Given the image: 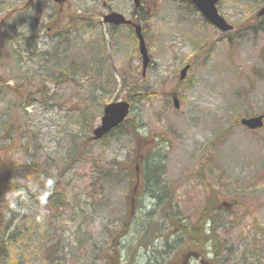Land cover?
Returning <instances> with one entry per match:
<instances>
[{"label":"rangeland","instance_id":"obj_1","mask_svg":"<svg viewBox=\"0 0 264 264\" xmlns=\"http://www.w3.org/2000/svg\"><path fill=\"white\" fill-rule=\"evenodd\" d=\"M190 1L149 0L144 73L133 30L102 20L112 10L131 17L134 0H0V160L17 168L14 182L37 195H22L12 213L14 234L27 235L18 245L24 264H105L129 209L127 196L144 186L146 166L159 163V178L184 222L217 199L213 241L204 245V257L169 252L160 235L136 249L156 207L143 188L134 227L121 240L124 257L136 249L134 264H264V126L240 124L264 114V19L257 27L256 17L264 0H221L230 33ZM68 16L78 19L69 23ZM136 87L145 98L131 116L157 145L149 164L139 161L138 173L126 128L103 142L93 139L105 105ZM33 162L63 182L68 205L52 224L37 198L50 187L27 183L18 168ZM137 206L134 201L135 212ZM165 231L173 234L171 243L178 240L176 229ZM56 244L54 262L44 261V248ZM0 252L1 264H12L4 244Z\"/></svg>","mask_w":264,"mask_h":264},{"label":"trees","instance_id":"obj_2","mask_svg":"<svg viewBox=\"0 0 264 264\" xmlns=\"http://www.w3.org/2000/svg\"><path fill=\"white\" fill-rule=\"evenodd\" d=\"M146 2L147 4L144 2V30L147 32V24L151 21L153 13H151V7L148 5L149 0H146ZM256 17L261 20V24L259 23V25H257V27H260L264 17H259L257 14ZM67 19L69 23H75L78 18L77 16H68ZM136 20L139 21V18L136 17ZM135 89L130 91L125 97V100L131 103V113L135 104L143 101L145 98V95L141 93V88L136 87ZM131 113L123 124L115 128L99 142H103L111 134L126 128V134L131 137L134 143V156L132 162H135V171L138 173L140 169L138 166L139 161L143 159L148 162L147 164H149L153 159L151 152L152 149L157 146L153 145V142L156 140V136L152 137L144 135L141 132V125L138 124L136 119L132 117L133 115L131 116ZM1 164H3L4 167H2ZM159 164L155 166L147 165L144 173V186L136 191L135 188L132 189V196H127V206L129 205V209L127 210V215L125 216V220L122 224V230L113 238L110 253L105 257V264H134L136 262V249L144 245H148L147 241L149 239H152V243L156 235H160L165 239L169 252L174 250L179 251L180 253L196 252L200 253L203 257L205 256L202 251L204 245L213 241L212 238H210L213 229L211 228V223L214 222L213 215L216 211L217 199L215 197L209 198L205 208L196 220L193 222H184V220L179 217L172 202L173 197L170 194L171 192H169V186H167V183L161 181L159 178V173L157 172ZM18 168L23 170L27 183L28 181L31 183H45V185L50 187L49 192L44 197L37 198L41 199L43 202L45 215L52 224L54 222L53 219L60 213V210L65 209L68 205L67 196L62 186L63 182L60 180L58 175H54L36 162L22 164L18 166ZM16 169L17 168L12 164L6 165L0 160V251L1 246L4 244L6 247V254L12 261V264H24L26 258L23 252L22 254L18 252V245L23 241L24 237H27V235L23 232L16 233V235L14 234L16 227L13 228V223L17 218L12 213L22 195L31 194L35 196L36 194H33L28 189L27 185L14 182L13 173ZM150 171L153 172V175L149 173ZM138 184L140 185L141 181H139L137 177L135 180V187ZM143 188L151 192V197L156 200V207L147 214V218L143 222L144 229L140 232L141 241H138L139 246H134L136 249L130 250L128 256L124 257L122 253L121 240L124 236L129 234L131 229L134 227L140 205L139 195L137 198L136 194ZM134 201H136L138 205L136 212L134 210ZM20 219L21 220L18 222H24L27 218L24 216ZM166 227L173 230L176 229V235L179 242H177V240L174 243H171L173 234H169L165 231ZM207 231L208 235L204 237ZM47 242L48 240L46 239L44 244H47ZM57 247L58 244L51 249L49 246L44 248L41 256L43 260L47 262H54V257L56 253H58ZM58 261H61V258H59Z\"/></svg>","mask_w":264,"mask_h":264},{"label":"water","instance_id":"obj_3","mask_svg":"<svg viewBox=\"0 0 264 264\" xmlns=\"http://www.w3.org/2000/svg\"><path fill=\"white\" fill-rule=\"evenodd\" d=\"M58 3L64 0H49ZM221 0H191L195 7L201 12L207 21L223 33L231 32L234 26L230 24L218 9V3ZM136 6H139L141 0H134ZM259 16H264V5L258 11ZM104 22L113 25L132 24L124 14L120 12H110L104 16ZM136 34L139 39V50L143 57L144 73L150 63L149 49L146 39L143 34V26L135 24ZM190 69V64L186 65L181 71V79H185ZM176 108L180 107V100L177 95L173 96ZM131 112V103L127 100L112 101L105 105L104 113L98 127L93 131V139L101 140L112 130L120 126L129 116ZM241 124L251 130H256L264 126V114L255 115L251 117H244L241 119Z\"/></svg>","mask_w":264,"mask_h":264},{"label":"flooded vegetation","instance_id":"obj_4","mask_svg":"<svg viewBox=\"0 0 264 264\" xmlns=\"http://www.w3.org/2000/svg\"><path fill=\"white\" fill-rule=\"evenodd\" d=\"M113 11V10H112ZM120 12V11H119ZM123 13V12H121ZM131 17H128L132 20V24H129V25H119V26H127L129 27L131 30H133L134 34H135V37L137 38L136 36V33H135V24H141L144 28V20H145V5L144 3L141 1L140 5L139 6H136V4H133V8L131 10ZM136 17L139 18V21L136 20ZM119 26H112V29L115 27V28H119ZM145 34V33H144ZM138 40V39H137Z\"/></svg>","mask_w":264,"mask_h":264}]
</instances>
